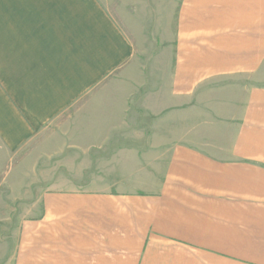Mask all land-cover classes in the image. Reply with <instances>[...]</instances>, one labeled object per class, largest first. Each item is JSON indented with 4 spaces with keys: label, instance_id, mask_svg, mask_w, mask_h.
I'll return each instance as SVG.
<instances>
[{
    "label": "crops",
    "instance_id": "1",
    "mask_svg": "<svg viewBox=\"0 0 264 264\" xmlns=\"http://www.w3.org/2000/svg\"><path fill=\"white\" fill-rule=\"evenodd\" d=\"M236 78L240 103L192 111L196 89ZM160 87L166 127L112 148ZM62 120L69 166L133 170L43 193L8 264H264V0H178L150 59L100 0H0V143Z\"/></svg>",
    "mask_w": 264,
    "mask_h": 264
},
{
    "label": "rangeland",
    "instance_id": "2",
    "mask_svg": "<svg viewBox=\"0 0 264 264\" xmlns=\"http://www.w3.org/2000/svg\"><path fill=\"white\" fill-rule=\"evenodd\" d=\"M100 1L137 48L142 49L144 59H150L152 54L165 46L167 26L178 0ZM144 74L145 79H149V73ZM246 88L243 79L216 80L214 84L194 91L192 111L197 114L204 98L223 96L226 99L236 98L240 103ZM166 97V88L160 87L158 103H155L150 91L144 89L142 108H138V105L136 108L133 101L129 103L127 127L119 135L112 136L111 147L120 148L140 142L142 146H147L152 130L166 127L167 108L170 106L166 103ZM193 118L192 123L195 122L196 126L198 116ZM71 123L60 121L35 141L16 151H10L0 143V264L12 261L15 246L20 239L22 222L37 218L43 193L70 189L72 185L87 188L90 179H116L122 177L123 172L133 170L119 164L110 168L69 166V160L65 159L72 156L70 137L63 133Z\"/></svg>",
    "mask_w": 264,
    "mask_h": 264
}]
</instances>
